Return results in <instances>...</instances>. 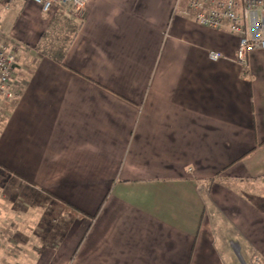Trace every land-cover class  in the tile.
<instances>
[{
  "label": "crops",
  "instance_id": "obj_1",
  "mask_svg": "<svg viewBox=\"0 0 264 264\" xmlns=\"http://www.w3.org/2000/svg\"><path fill=\"white\" fill-rule=\"evenodd\" d=\"M10 1L0 187L37 205L1 206L32 254L0 264L264 261V50L243 69L189 0H88L58 64L36 46L60 9Z\"/></svg>",
  "mask_w": 264,
  "mask_h": 264
},
{
  "label": "built area",
  "instance_id": "obj_2",
  "mask_svg": "<svg viewBox=\"0 0 264 264\" xmlns=\"http://www.w3.org/2000/svg\"><path fill=\"white\" fill-rule=\"evenodd\" d=\"M47 14L57 7L61 12L79 17L88 0H30ZM5 10L10 0H0ZM194 21L203 27L226 30L239 37L236 62L247 68L248 55L264 50V0H189ZM211 61L222 58L220 53L210 52ZM16 56L9 43H0V104L11 102L16 93L12 86Z\"/></svg>",
  "mask_w": 264,
  "mask_h": 264
},
{
  "label": "rangeland",
  "instance_id": "obj_3",
  "mask_svg": "<svg viewBox=\"0 0 264 264\" xmlns=\"http://www.w3.org/2000/svg\"><path fill=\"white\" fill-rule=\"evenodd\" d=\"M0 4H1V2H0ZM61 13H63V15H66L72 19H75L73 16H71L69 14H66L64 12H61ZM50 32H51V34L53 33V31H51V30H50ZM66 34L68 36H70V32H68ZM14 91L16 92V90H14ZM9 108H10V103H8L6 105L0 104V125L3 123L5 115H6V113H8ZM1 191H2V189L0 187V208L2 205L7 206V207L8 206L9 207L14 206L20 210H22V209L24 210L27 207L29 211L33 212L32 209L34 208L35 205H37V203L34 201L35 199H33V198H29V199L20 198L18 200H14L13 198L10 197L12 195L11 192H10L11 194L10 193H7V194L4 193L3 194ZM43 204H42V206H43ZM37 207H39V206H37ZM43 207H48V205L45 204V206H43ZM0 211H2V210L0 209ZM22 215H23V219H24L25 215L24 214H22ZM8 216L10 217L11 215H6L5 213L0 212V259L3 258V255L4 256L9 255L10 259L15 261L17 258L16 255L21 254L23 249L28 250V252H26L25 255L32 254V251H31L32 248L31 247H29L28 245L25 246V248L19 247L18 245H16L19 242L16 239L20 240V237H23L22 241L25 240V242H26L27 240H29L27 238L31 237L32 235L29 234L28 232H26V234L23 236L22 233L18 234L17 232L15 233V231H13V230H9L8 228L10 227V225H8L7 222H10V220H8V218H6ZM38 217L39 216H37L36 219H39ZM42 219L44 220L45 218H42ZM17 221H18V219H17ZM18 222H21V220H19ZM10 242L13 244L10 245L9 244ZM234 248L236 249V247H234ZM12 264H14V263H12ZM23 264H27V263L24 262ZM243 264H245V263H243ZM247 264H250V263H247ZM260 264H264V261H260Z\"/></svg>",
  "mask_w": 264,
  "mask_h": 264
},
{
  "label": "trees",
  "instance_id": "obj_4",
  "mask_svg": "<svg viewBox=\"0 0 264 264\" xmlns=\"http://www.w3.org/2000/svg\"><path fill=\"white\" fill-rule=\"evenodd\" d=\"M72 19L63 13H58L50 22L48 30L40 36L36 51L52 61L62 64L66 51L81 26V17ZM51 31L53 33L51 34ZM70 32V36L66 33ZM56 34V35H55Z\"/></svg>",
  "mask_w": 264,
  "mask_h": 264
}]
</instances>
